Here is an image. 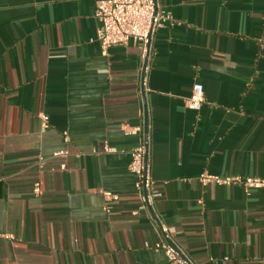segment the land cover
Here are the masks:
<instances>
[{
    "label": "crops",
    "instance_id": "obj_1",
    "mask_svg": "<svg viewBox=\"0 0 264 264\" xmlns=\"http://www.w3.org/2000/svg\"><path fill=\"white\" fill-rule=\"evenodd\" d=\"M97 1L0 0V264H168L161 227L194 264H264V188L199 181L264 177V0H157L146 56L102 53ZM144 140L160 196L133 215Z\"/></svg>",
    "mask_w": 264,
    "mask_h": 264
},
{
    "label": "built area",
    "instance_id": "obj_2",
    "mask_svg": "<svg viewBox=\"0 0 264 264\" xmlns=\"http://www.w3.org/2000/svg\"><path fill=\"white\" fill-rule=\"evenodd\" d=\"M95 17L99 21L97 40L102 53L108 55L113 47L127 46L130 42L136 43L144 56L150 52L151 44L158 29L165 25L174 26L172 14L159 4L157 0H98ZM204 87L200 82L193 85L192 94L187 105L189 108L199 110L204 103ZM47 117H43L44 127H47ZM137 127L133 131H140ZM65 133V140L68 141ZM149 145L144 140L138 147L131 151L129 170L136 177V195L138 208L132 211L138 215L141 211H151L155 200L160 196L156 189V181L153 178L151 165L148 158ZM68 150L54 153V156L67 157ZM45 163L44 158H39L40 166ZM202 184L215 183L220 185L236 184L241 186L246 194L251 191L264 188V177L220 176L207 171L199 176ZM33 192L37 195L41 192L40 183L34 185ZM106 200H118L119 196L105 192ZM110 211L109 207H106ZM161 238L154 245V250L161 251L167 258L168 264H194L172 237L171 229L161 227Z\"/></svg>",
    "mask_w": 264,
    "mask_h": 264
}]
</instances>
